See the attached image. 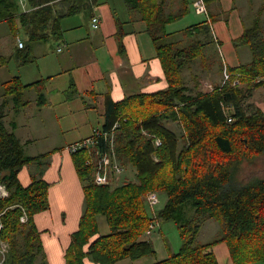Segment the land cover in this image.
Here are the masks:
<instances>
[{"label":"trees","instance_id":"obj_1","mask_svg":"<svg viewBox=\"0 0 264 264\" xmlns=\"http://www.w3.org/2000/svg\"><path fill=\"white\" fill-rule=\"evenodd\" d=\"M55 1L58 0H28L32 9L18 15L28 42L47 39L50 3ZM60 1L74 3L52 18L51 31L56 35L60 33L62 17L98 2ZM126 2L140 12L146 23L167 88L126 96L117 102L107 96L100 129L107 138L99 136L94 148L73 153L84 207L78 229L65 250V264H84L85 258L96 264H119L124 259L133 261L155 255L152 243L143 238L153 221L145 200L153 191L167 196L155 218L173 221L182 242L177 252L151 264H218L212 250L218 242L227 244L235 264H264V177L239 179L243 166L255 163L264 154V110L245 103L251 92L264 84V32L260 30L259 18L234 41V45L248 46L251 62L226 67L230 74L227 82L209 92L198 90L191 94L182 73L200 56L193 47H204L210 42L206 38L208 26L202 21L185 28L184 42L168 40L166 25L188 12L186 0L178 12L168 15L163 8L166 0ZM11 24L16 32V25ZM197 27L203 40L198 32L192 33ZM28 47L23 46L16 54L21 63L29 61ZM235 80L237 83L233 84ZM28 85L14 76L2 83L0 96V181L8 193L0 198V242L9 246L3 264H35L38 259L39 264H47L33 216L49 206L48 183L32 174L31 182L23 186L17 177L25 165H42L47 154L26 155L14 133L15 124L10 123L8 128L4 122L7 102L12 101L17 112L24 104L22 91ZM168 122L178 123L181 133L168 128ZM155 138L160 140L159 145H155ZM96 150L109 154L121 171L134 168L136 181L115 187L96 185L95 163L86 164L88 159L98 157ZM97 215L105 217L107 234H99ZM22 216L25 221H21ZM207 218L218 223L217 237L198 243L200 223Z\"/></svg>","mask_w":264,"mask_h":264},{"label":"crops","instance_id":"obj_2","mask_svg":"<svg viewBox=\"0 0 264 264\" xmlns=\"http://www.w3.org/2000/svg\"><path fill=\"white\" fill-rule=\"evenodd\" d=\"M186 1L188 12H194L196 0ZM204 1L207 15L193 14L203 16L202 21L209 30L206 29V38L210 42L203 47L204 56L194 61L198 60L202 67L199 74L191 75L193 88H189L185 81L184 71L188 68L182 73L191 94L206 91L200 87L201 79L211 78L218 81L214 86L218 85L224 66L236 67L251 62L248 46L234 45V41L244 30L253 27L256 19L259 18L260 30L264 32V0ZM73 3L60 0L50 3L47 39L28 42L17 19L18 15L32 9L28 0H0V38H6L8 44V54L0 55V69L10 72L11 62H15L18 68L16 74L0 82V96L2 83L14 76L23 85L29 84L22 91L24 104L17 112L12 101L7 102L4 122L8 128L10 123L15 124L14 133L26 155L47 154L42 163L46 168L42 167L37 176L40 174L48 183L49 206L33 216L47 264H65L64 253L72 233L78 229L84 207L82 182L68 146L91 138L95 130L101 129L107 96L117 102L126 96L155 93L167 88L155 42L139 11L130 7L126 0H98L93 5H83L74 15L62 17L59 20L60 33L54 34L51 31L52 18L69 10ZM182 5L183 0H166L164 13L178 12ZM93 16L98 17L95 28L92 26ZM175 21L166 25V32L170 33L168 40H181L169 37L183 34L185 28L194 25L168 31L167 27ZM12 22L16 25V32L12 31ZM198 31L199 27L192 29L193 34ZM198 34L199 39L205 38L201 32ZM18 39L24 48L29 45V61L26 63H21L16 56L23 49L18 46ZM256 105L264 110V102ZM37 166L31 163L20 169L17 177L21 185L27 186L31 182ZM211 220L214 219L201 221L198 235L206 223H214ZM218 230L219 225L215 238ZM207 242L210 241L198 243ZM212 250L218 264H235L225 242L216 243ZM84 264L96 263L85 258Z\"/></svg>","mask_w":264,"mask_h":264},{"label":"rangeland","instance_id":"obj_3","mask_svg":"<svg viewBox=\"0 0 264 264\" xmlns=\"http://www.w3.org/2000/svg\"><path fill=\"white\" fill-rule=\"evenodd\" d=\"M193 13L194 12H192L190 10L186 14L185 17H183L182 19L176 20L169 27H167V29L169 28L168 31L181 30V29H184L185 27L189 26L190 24H195V23L203 20V16H196ZM175 33H178V32H175ZM20 36L22 37V39H24V35L22 33L20 34ZM177 37L179 39H181L183 42L185 41V39H187L185 37V35H183V34H178V35L175 34V35L169 37V39H173V38H177ZM200 47L198 45H195L193 47V50L197 54L200 53V56H202L203 55V53H202L203 47H201V48ZM0 48H1L0 49V55H7L8 54V44H7L6 38H3V37L0 38ZM247 52H249V51H247ZM201 53H202V55H201ZM201 67L202 66L200 65V63H198V60H197L196 62H194L190 66V68H188L184 71L185 81H186L189 88H193L192 86H193L194 79L191 78V75L194 73L199 74ZM9 69H10V72H8L6 69H5V71H2V69H0V82L3 81L7 76L16 74L18 68H16L15 62H11ZM2 72H4V73L2 74ZM221 78H222V76H221ZM214 82L217 83L218 81L211 80V78H207L206 80L201 79V81H199V83L201 84V86H200L201 89L206 90V92H209L213 89V87L215 85ZM221 82H222V79H221ZM221 82L219 84H221ZM263 102H264V86H262L258 89H254L251 92V96L245 100V103H247V104L253 103L255 106H257L256 103H262L263 104ZM6 119L7 118H5V120ZM167 126H168V128L176 131L178 134L181 133V127L179 126L178 123L168 122ZM38 166L35 170L36 172L34 173V175H38L37 173L41 172V170L45 167L44 165L43 166L41 165L40 167H38ZM95 170H96V167H95ZM107 174H109V176H110L109 177V183H110L111 187L118 186V185H120L126 181H136L134 179L135 170L132 167H127L125 169H122V171L119 173H116V172H114V170L112 168L111 169L109 168V171L107 172ZM253 176L264 177V154L257 157L255 159V163L244 165L243 168L241 169V171L239 172V179H242V180L249 179L250 177H253ZM39 177H40V174H39ZM153 192H155L157 195L158 203L153 207H149L148 205L147 206H148V212L150 213L151 217L153 218L152 224L154 227L151 229V233L149 235H146V231L150 229V224H149V226L147 227V229L145 230V232L143 234V238L149 240L152 243L153 248L156 251V255L142 257L141 259H139L138 261H134L133 263H131L132 261L129 259H124V260L120 261V264H127V263L151 264V263H154V262L159 261L161 259H165L171 253L177 252L181 246L182 240H181L177 225L171 220H163V219L155 218L157 211L159 209H161L166 202V199H167L166 194L164 192H161V191H153ZM146 203H147V201H146ZM97 218H98V225H99V230H100L99 233L100 234H107L109 232V227H108V224L106 222L105 217L102 215H98ZM211 221L214 223L213 224L206 223L205 227L199 233V235L197 237L198 242H206V241H211V240L215 239V235H216L215 231L218 228V224L214 220H211ZM8 248H9V246L6 244V253L8 252L7 251ZM35 264H39V259L35 262ZM250 264H263V263L257 261V262L250 263Z\"/></svg>","mask_w":264,"mask_h":264},{"label":"built area","instance_id":"obj_4","mask_svg":"<svg viewBox=\"0 0 264 264\" xmlns=\"http://www.w3.org/2000/svg\"><path fill=\"white\" fill-rule=\"evenodd\" d=\"M194 12L196 14L199 15H207V9H206V5H205V1L204 0H196L194 3ZM98 24V17L97 16H93L92 17V26L95 28L97 27ZM18 46L22 47L23 46V42L21 40L18 39ZM230 78V74L227 71V68L224 66L223 71H222V82L221 85H223L225 82H227ZM237 80H235L233 82V84H236ZM230 120V119H229ZM113 134V133H112ZM112 134H110L109 136V140L110 143H112V140L110 138H112ZM99 136H103L105 138H107V133L106 132H100V130H95L94 134L91 138L71 144L68 146V150L72 153L77 152L78 150L82 149V148H86V149H92L95 147L96 143H97V137ZM155 145H159L160 144V140L158 138H155L154 140ZM111 150H112V146H111ZM96 155L98 156L97 158H90L86 161V164H93L95 163V167L96 170L94 171L93 174V182L96 185H108L109 183V174H107V172L109 171V168L113 169L114 172L119 173L121 172V168L120 166L116 163V162H112L111 157L109 154L105 153V154H99V152L96 150ZM7 191L5 189V186L3 185V183L0 181V198H3L5 196H7ZM146 201H147V205L149 207H153L158 203V198L155 192H149L146 196ZM26 217L22 216L21 217V221H25ZM3 227L1 221H0V230ZM153 224L152 222L150 223V229L146 231V235H149L151 233V229L153 228ZM5 254H6V244L3 242H0V264H3V260L5 258Z\"/></svg>","mask_w":264,"mask_h":264}]
</instances>
